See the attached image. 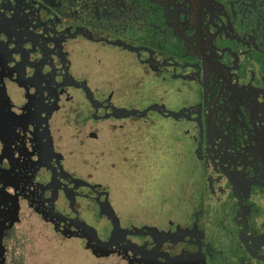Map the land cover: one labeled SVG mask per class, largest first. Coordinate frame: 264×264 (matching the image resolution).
I'll return each mask as SVG.
<instances>
[{
  "label": "flooded vegetation",
  "instance_id": "af4514ba",
  "mask_svg": "<svg viewBox=\"0 0 264 264\" xmlns=\"http://www.w3.org/2000/svg\"><path fill=\"white\" fill-rule=\"evenodd\" d=\"M167 5L175 39L154 23ZM192 5L202 9L201 0H0V264L260 259L264 218L255 235L249 200L264 188V107L255 103L264 90L244 83L221 98L226 67ZM232 7L222 22L245 18L251 50L264 14L255 8L253 18L246 0ZM185 11L196 28L189 40ZM181 38L194 57L175 55ZM244 50L230 52L234 66ZM191 84L201 100L170 108L168 96ZM231 104L254 107L257 121L238 126ZM227 188L236 208L225 216L238 228L222 261L207 205Z\"/></svg>",
  "mask_w": 264,
  "mask_h": 264
},
{
  "label": "rangeland",
  "instance_id": "374dc122",
  "mask_svg": "<svg viewBox=\"0 0 264 264\" xmlns=\"http://www.w3.org/2000/svg\"><path fill=\"white\" fill-rule=\"evenodd\" d=\"M202 1V9H198L196 5L191 6V10H194L195 16L198 18L200 24L202 25V32L204 33L206 28L209 32H212L211 38H212V45L213 48L216 51L217 54V62L221 65H224L226 68L220 69V73L222 74V77L217 78V83L220 86H223V90L221 92V98H224L225 96H228V91L235 89V90H241L244 87V83H247L251 86H256L259 89L264 90V30H261L260 37L262 39L260 43H253L251 46L252 49L249 50V45L246 42L248 39V30H252L253 27L251 24H249L245 18H238L237 20H231V23L224 24L222 20H225L226 16L232 18L233 14H235V10L232 7V4L236 5V2L238 0H201ZM183 2V0H182ZM232 2V3H231ZM246 2L249 5V10L254 12L255 8H258L259 11L263 12L264 14V7L261 9V6L264 5V0H246ZM209 3L210 9L213 10L212 17L213 19H209L210 13L209 10L205 7V5ZM260 3V4H259ZM156 12L154 13V23L156 26L159 27L160 31H163L165 35L168 36V38L175 39L174 36H172L170 33L172 32L170 28L166 27V20L167 17H170L169 11L171 10V6L167 5L166 8L161 11L158 6H156ZM190 7V6H189ZM187 14V15H186ZM255 14V17L257 18L258 14ZM218 15L221 21L218 20ZM224 17V18H223ZM252 18V19H253ZM183 22V31L187 30L188 33H184V39H191L195 38V33L193 30H195V25L193 24L190 15L188 11L184 12V16L182 18ZM226 22V20H225ZM233 22V23H232ZM260 24L264 27V19L260 21ZM190 29V30H189ZM190 31L192 33V37L189 36ZM238 33V36L235 35V33ZM229 35V36H228ZM183 38L180 40L177 39V42L174 41V46L176 49L175 55L182 58H191L194 57L193 54L190 53L189 47L187 44L183 43ZM189 43V42H188ZM243 49L244 52H241L240 60L238 65H233L232 59L230 57V52L235 51H241ZM232 70L233 73H229L228 71ZM237 76L238 81H233L234 77L232 74ZM224 77L226 79H224ZM225 80L228 81L227 84H225ZM176 84H181V81L176 82ZM193 86V89L185 96L179 93L174 92L167 98V103H169V107L173 110L178 109L181 105L180 103L182 100H198L201 99L197 96V90L196 85L191 84ZM150 94H152L154 91L150 88L147 89ZM150 94L146 95L144 97V101L147 102L146 98L150 96ZM240 95V93L236 94ZM185 96V97H184ZM231 99H233L232 96H229ZM189 98V99H187ZM182 99V100H181ZM261 100V106L264 107V99L259 96L255 100V103H258V101ZM232 108H234V111L237 115L241 116L237 119V122L239 125L241 124H248V117L252 116L257 121V111L254 107L246 108L242 110V112L237 111L238 106H233V104L230 105ZM240 107V106H239ZM256 111V114H253L254 111ZM264 112V110H263ZM162 120L159 122V125L161 126H169L171 124L169 118H161ZM262 124L264 126V120H262ZM176 126V123L174 124ZM249 127V126H248ZM262 137L264 140V132H262ZM242 140L237 141L236 144H239ZM262 139H259L258 142H261ZM159 174V173H158ZM258 175V173H255ZM160 176V175H159ZM156 186V185H155ZM157 190H158V186ZM161 187V186H159ZM227 195L225 197H222L219 202L217 201L214 205L213 203L211 205H207V209L209 212H207V215L211 214V219L208 225V230L211 232V236L215 239V246L218 247V250L223 251V255L221 256L220 260L227 254L231 253V249L229 247L231 246L229 243L231 241L233 242V239L235 236V231L237 230L238 226L230 222V220L227 219L225 216L226 214H232L235 213L236 208V201L233 197L230 196L229 188H227ZM264 188H258V187H252L250 191V207L252 209V215L250 217V224L253 227H256L255 223H259V227L254 230V234L256 235V232H259L262 230V220L264 218L263 214V202H264ZM209 213V214H208ZM217 217L219 218V221H217ZM222 218V222L221 219ZM216 220V221H215ZM262 233V232H260ZM229 244V245H228ZM260 259H252L254 261V264H264V248H259L258 252ZM255 256V255H254ZM223 261V260H222ZM225 263V262H224Z\"/></svg>",
  "mask_w": 264,
  "mask_h": 264
},
{
  "label": "water",
  "instance_id": "95a60500",
  "mask_svg": "<svg viewBox=\"0 0 264 264\" xmlns=\"http://www.w3.org/2000/svg\"><path fill=\"white\" fill-rule=\"evenodd\" d=\"M150 108H154V106H151ZM160 108H161V106H160ZM143 113H145V110L143 111ZM168 113L177 117L182 113V111H178V112L168 111Z\"/></svg>",
  "mask_w": 264,
  "mask_h": 264
}]
</instances>
